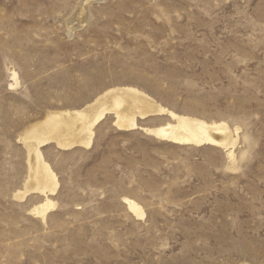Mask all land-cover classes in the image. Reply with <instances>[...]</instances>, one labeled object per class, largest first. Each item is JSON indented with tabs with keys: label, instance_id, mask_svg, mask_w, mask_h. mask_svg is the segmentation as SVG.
Returning <instances> with one entry per match:
<instances>
[{
	"label": "rangeland",
	"instance_id": "obj_1",
	"mask_svg": "<svg viewBox=\"0 0 264 264\" xmlns=\"http://www.w3.org/2000/svg\"><path fill=\"white\" fill-rule=\"evenodd\" d=\"M123 86L240 128L234 161L109 117L90 148L41 149L60 184L43 221L42 196L14 198L21 138ZM0 264H264V0H0Z\"/></svg>",
	"mask_w": 264,
	"mask_h": 264
},
{
	"label": "bare ground",
	"instance_id": "obj_2",
	"mask_svg": "<svg viewBox=\"0 0 264 264\" xmlns=\"http://www.w3.org/2000/svg\"><path fill=\"white\" fill-rule=\"evenodd\" d=\"M85 14L86 10L81 9L77 20L83 19ZM12 78L18 86L15 72H12ZM168 109L138 88L123 86L105 91L81 110L51 113L45 121L31 127L21 138L28 155V177L24 190L16 192L14 198L24 201L30 195L42 196L43 202L32 212L45 221L48 213L55 208V203L50 197L56 195L60 184L58 175L44 158L41 149L50 144H55L58 149L64 151L75 147L90 148L95 128L109 117L113 118V125L119 131L141 130L146 135L176 145L219 148L234 161L240 128H233L224 121L208 122L194 116L179 115ZM163 116H167L169 120L155 126H143L144 123L156 120L154 117ZM124 203L135 216L145 218L144 209L137 202L124 198Z\"/></svg>",
	"mask_w": 264,
	"mask_h": 264
}]
</instances>
